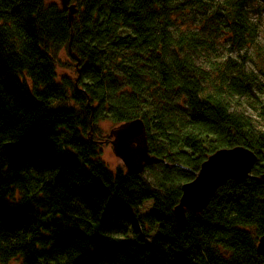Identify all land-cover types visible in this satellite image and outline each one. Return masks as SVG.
Here are the masks:
<instances>
[{"label": "trees", "instance_id": "obj_1", "mask_svg": "<svg viewBox=\"0 0 264 264\" xmlns=\"http://www.w3.org/2000/svg\"><path fill=\"white\" fill-rule=\"evenodd\" d=\"M71 4L72 21L57 0H0V264H264V63L230 55L264 0ZM139 118L161 163L110 169L91 129ZM238 146L252 178L181 222L182 186Z\"/></svg>", "mask_w": 264, "mask_h": 264}, {"label": "water", "instance_id": "obj_2", "mask_svg": "<svg viewBox=\"0 0 264 264\" xmlns=\"http://www.w3.org/2000/svg\"><path fill=\"white\" fill-rule=\"evenodd\" d=\"M60 4L64 10L69 11L72 21L77 12L76 5L71 4V0H60ZM72 57L79 61L74 53ZM92 134L93 128L89 133L90 140ZM109 136L114 154L131 174H144L148 166L162 161L150 152L147 127L143 119H135L116 126L111 129ZM257 159L253 151L241 146L220 149L210 155L201 165L196 178L182 186L183 195L175 208L178 219L185 222L188 211L203 212L217 191L228 182H242L252 178ZM256 179L264 184V175ZM258 251L264 255V237L260 240Z\"/></svg>", "mask_w": 264, "mask_h": 264}, {"label": "rangeland", "instance_id": "obj_3", "mask_svg": "<svg viewBox=\"0 0 264 264\" xmlns=\"http://www.w3.org/2000/svg\"><path fill=\"white\" fill-rule=\"evenodd\" d=\"M60 2V0H57ZM262 6V5H261ZM261 11V14L254 15L253 19L256 22L261 21V30L258 38L256 41L250 45L247 49H243L241 51L235 50L234 52L230 53L233 57L237 58L238 54H246L248 56L247 60V67L250 70L257 71L258 66H261L264 63V8ZM217 55L221 56L222 58H227L229 56L228 51L224 48L223 45L217 46ZM66 57V54H64ZM71 76L73 77V81L78 78V68L71 71ZM247 110L253 114L252 108L249 106L246 107ZM100 128L98 132L92 134V139L95 138L97 141H102L101 145V152H102V159L108 165V167L112 170H115L117 167L122 166V162L116 157L113 152V147L110 143V131L115 125L109 120H103L99 123ZM107 140V142H106Z\"/></svg>", "mask_w": 264, "mask_h": 264}]
</instances>
